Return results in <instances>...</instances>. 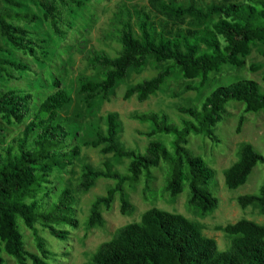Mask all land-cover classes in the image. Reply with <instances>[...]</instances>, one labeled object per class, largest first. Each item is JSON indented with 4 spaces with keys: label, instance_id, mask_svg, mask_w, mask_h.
I'll return each mask as SVG.
<instances>
[{
    "label": "trees",
    "instance_id": "1",
    "mask_svg": "<svg viewBox=\"0 0 264 264\" xmlns=\"http://www.w3.org/2000/svg\"><path fill=\"white\" fill-rule=\"evenodd\" d=\"M24 1L40 6L53 33L65 40L72 28L69 16L73 12L72 4L80 10L91 0H1L8 14L0 11V41L42 62L49 56L46 43L39 45L30 32L8 22L11 9H22ZM133 1L121 0L114 14L113 39L119 46L116 55L110 57L106 52L92 51L87 57V67L96 74L91 78L79 77L76 96L88 108L96 100L109 101L119 84L130 81L149 66L155 71L154 76L130 84L123 100L136 97L143 103L161 92L167 80L176 76L191 83L174 96L199 92L211 75L220 73L226 65L243 67V59L250 54L251 47L258 43L264 46V0H148L144 6ZM3 50L0 46V52ZM261 56L264 58V49ZM9 68L37 74L30 65L0 55V78L18 80ZM260 69L253 66L251 70ZM195 80H199L198 86L192 84ZM233 102L243 105L237 134L246 115L264 113V92L260 85L253 80L239 79L227 86H217L198 108L179 107L180 113L192 119L183 120L181 129L169 125L164 114L140 118L152 126L145 133L148 138L175 137L174 153L155 140L144 153L126 150L119 139L117 115L109 114L106 128L97 127L84 146L99 149L102 155L112 154L118 162L128 159L129 175L113 171L107 162L104 170L81 162L76 194H87L101 179L115 182L105 196L91 203L87 229L105 225L102 211L111 209L116 195L121 215L133 216L135 208L124 192L125 184L143 175L149 178L150 171L159 168L161 163L169 165L163 193L175 200L187 187L188 208L201 219L213 214L219 202L210 190L214 173L201 157L189 154L184 146L190 134L203 135L218 144L216 128L227 115L226 106ZM73 103L59 79L52 81V91L38 105L33 103L31 91L0 89V122L9 127L24 124L17 136L0 146V264H6L4 255L16 264L57 262V257L63 255L49 251L37 226L62 242L68 240L69 233L59 226L77 228L74 209L77 199L71 189L64 188L50 205L54 190L51 177L72 167L81 154L80 147L73 142L74 126L81 114L78 109L69 113ZM3 133L0 127V137ZM258 165H264V157L251 144H240L237 160L223 172L225 187L236 190L244 186ZM236 201L241 209L252 208L263 216L264 185L258 194L239 196ZM20 224L31 232L36 253L25 249ZM216 229L225 235L228 249L219 250L216 241L204 235L200 222L152 208L138 222L117 229L86 264H264V224L242 219Z\"/></svg>",
    "mask_w": 264,
    "mask_h": 264
},
{
    "label": "rangeland",
    "instance_id": "2",
    "mask_svg": "<svg viewBox=\"0 0 264 264\" xmlns=\"http://www.w3.org/2000/svg\"><path fill=\"white\" fill-rule=\"evenodd\" d=\"M78 1V0H76ZM148 0H135L133 4L144 6ZM121 0H91L80 10L73 7V12L69 14L72 28L67 38H58L51 30L49 23L43 18L40 6L29 1H24L23 8L11 9L10 24L22 27L32 34L33 39L41 45L43 42L49 49V56L42 62H37L31 57L14 50L11 46L0 41V46L5 50L0 55L14 62H22L30 65L33 72L21 73L9 70L12 75L19 79L0 78V89H25L33 94V103L38 105L44 97L52 91V81L59 79L66 92L70 94L74 103L71 106L73 113L78 109L81 114L78 124L74 126V140L81 149L80 157L74 165L66 171L55 173L51 177L54 190L50 194V205L57 199L64 188L71 189L77 201L74 204L75 219L77 228L69 225H62L59 228L69 233L68 240L62 242L51 237L48 232L37 229L44 239L47 248L54 254L63 255L57 257V262L50 260L49 264H86L96 252L97 248L108 242L117 229L133 222H138L141 215L149 209L157 208L170 213L183 215L189 220L198 221L204 226V235L214 239L219 250H226L229 243L225 235L218 231L217 227H225L234 224L242 219H247L258 224H264V215L260 216L252 208L241 209L237 204V198L243 195L258 194L264 185V165H258L249 176L247 183L236 189L228 190L224 184L223 172L237 160V150L240 144L249 143L256 152L264 157V113L248 114L240 134L236 133L238 118L242 114L243 105L240 103H230L226 106L227 115L216 128L218 144H213L209 139L200 134H190L187 136V144L184 149L189 154L201 157L208 167L213 171L214 176L210 184V190L218 199V208L215 212L205 218H199L187 206L189 191L184 187V191L174 200L169 194L163 193L169 165L161 163L159 168L150 171L149 178L144 175L137 181L127 182L124 192L130 203L134 206L133 216L126 217L120 213V202L118 195L109 211H102L105 225L88 230L86 222L89 216L91 203L99 196H105L107 190L114 186L115 182L109 179H101L85 195H78L75 187L80 175L81 162L91 165L95 169L104 170V165L110 163L113 171L121 175H129L127 172L129 160L121 159L120 162L112 154L102 155L99 149H92L84 146L90 141L97 127L106 128V119L109 114H116L120 124V142L126 150L144 153L151 141L162 142L170 153H174L173 135H157L148 138L145 133L152 129L150 122L140 118L147 115H166L167 123L173 127L181 129L183 120H190L180 113L179 107H199L204 98L210 94L217 86H227L239 79H249L258 83L264 92L262 76L264 75V58L261 51L262 44L251 47L250 54L243 59L244 66L241 68L226 65L218 74L210 76L205 87L199 92H187L182 96H174L181 89L191 83L181 76L172 77L167 80L161 92L149 100L141 103L136 97L123 100L126 88L133 83L141 82L144 79L154 76L155 71L151 66L141 73L134 75L126 83L119 84L109 101L96 100L89 108L83 100L77 98L79 77H93L95 72L87 67V57L92 55V51L106 52L110 57L116 55L119 50L117 42L113 39L115 34L114 14L120 5ZM1 14H8L6 6L0 0ZM28 17L21 18L20 16ZM38 20H32L31 16ZM253 66H260L261 69L253 72ZM198 86L199 80L192 82ZM63 116H66L63 114ZM0 127L4 129L3 136L0 137V146H5L13 137L17 136L24 128V124L17 127H9L0 122ZM80 161V163H79ZM51 187V186H49ZM72 205V204H71ZM73 208V205L71 206ZM46 211L49 208L45 209ZM71 213V211H70ZM20 230L24 238L25 249L28 252L36 253L33 236L29 230L21 226ZM66 254V256H65ZM6 264H16V262L4 255Z\"/></svg>",
    "mask_w": 264,
    "mask_h": 264
}]
</instances>
